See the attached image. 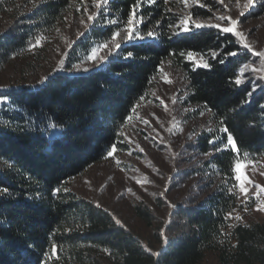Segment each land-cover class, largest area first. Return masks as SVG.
<instances>
[{"label": "trees", "instance_id": "1", "mask_svg": "<svg viewBox=\"0 0 264 264\" xmlns=\"http://www.w3.org/2000/svg\"><path fill=\"white\" fill-rule=\"evenodd\" d=\"M203 1L206 7L190 8L193 16L223 8ZM260 6L264 10V0ZM174 8L184 9L183 2L106 0L97 8L93 0H0V80L15 83L0 90L8 99L0 110V264H199L208 253L218 264H264V219L248 217L254 199H240L235 172L237 160L264 158V79L246 69L243 82H234L257 58L233 33L191 24L183 32ZM133 11L141 34L155 36L121 41L88 72H57L39 81L67 24L87 19L67 54L69 70L123 30ZM164 61L184 75L186 104L209 113L213 125L185 144L202 159L178 170L168 192L189 177L206 181L176 203L157 230L165 245L153 255L116 215L69 183L113 147L127 148L121 130ZM229 134L237 151L225 147ZM136 214L147 222L158 217L149 205L137 206Z\"/></svg>", "mask_w": 264, "mask_h": 264}, {"label": "rangeland", "instance_id": "2", "mask_svg": "<svg viewBox=\"0 0 264 264\" xmlns=\"http://www.w3.org/2000/svg\"><path fill=\"white\" fill-rule=\"evenodd\" d=\"M215 1L220 3L219 0ZM244 2L245 0H239L238 5L236 0H224L223 4L220 3L223 8L214 10L207 18H197L190 12L194 5H205L203 0H200V4L189 0L187 6L183 3L184 9L174 8V11L178 12L179 17L191 14L193 19L200 22L220 23L222 26H228V21H218L217 17L221 15L237 19L236 31L243 33V46L244 43L249 44L254 50L250 52L257 58L255 62L248 63L251 66L248 69L251 75L262 77L264 71L253 72L252 69L262 67L261 57L254 52L264 51V10L260 6L261 0H254V5L249 9L243 8ZM241 11L243 15H240ZM89 15L87 12V16ZM86 20L81 18L66 25L64 42L57 56L44 66L39 81L57 72L83 73L103 64L89 60L90 53L71 69L65 68L67 54L73 41L84 30ZM120 32L121 37H117L119 42L123 41V30ZM107 52L108 50L104 49L100 55H107ZM192 58L196 63L204 64L201 56L193 54ZM13 84L15 83L8 79H1L0 90L9 89L15 86ZM186 91L187 81L184 75L164 61L153 86L136 105L131 119L126 121L121 130L127 148L112 152L111 156L91 165L69 183V187L79 195L100 204L116 215L153 253H159L165 245L158 238L157 232L161 225L163 229L168 222L176 203L187 194L196 195L200 185L206 181L196 176L189 177L171 192L167 189L169 181L178 170L202 159L201 155L195 157L185 144L195 142L203 130H208L213 125L209 113L198 111L195 105L186 104ZM7 102V98L0 96V110ZM240 163V199L246 201L253 198L248 217L263 220L264 210L258 211L257 208L264 209V191L257 186L264 185V158ZM241 187L246 188L247 192L242 193ZM159 198L163 199L165 204H160ZM145 205L153 209L157 219L147 222L136 214V207ZM199 264H218V261L213 253H208Z\"/></svg>", "mask_w": 264, "mask_h": 264}, {"label": "snow or ice", "instance_id": "3", "mask_svg": "<svg viewBox=\"0 0 264 264\" xmlns=\"http://www.w3.org/2000/svg\"><path fill=\"white\" fill-rule=\"evenodd\" d=\"M94 2V6L97 8L102 7V4L104 2H106V0H93ZM139 2V0H138ZM182 2L184 3L185 6L188 5L189 0H182ZM220 3H224V0H219ZM237 4L239 5V0H236ZM192 3L194 4H200V0H192ZM254 5V0H245L244 4H243V8L244 9H249ZM201 7H204V4H200ZM227 7V5H225ZM135 5L133 6V9H135ZM240 15H243V11L240 12ZM95 14H90L88 16V20H93L94 19ZM218 21H223V20H227L228 21V26H222L220 23H212V22H200L198 20L193 19V17L191 16V14L182 17L180 20V26H181V30L185 33L191 31V28L189 27V25L191 24L192 26H194L195 28H204V27H215L218 30H220L223 33H233L234 35L238 36L241 38V40H244V36L242 32L236 31V25L238 24V20L237 19H232L231 16H219L217 17ZM140 23H142L143 21H139ZM81 23H84V21H81ZM136 19L134 16V11L132 14H130L127 18V22L126 25L123 29V36L122 39L124 41H131L133 39H140L143 40L145 39V35H142L141 32L139 31V29L136 27ZM147 37H153L155 36V33L153 31H148L146 33ZM117 37H121V32H114L112 33L111 39L110 41L99 45L96 48H93L91 50V54L89 55L88 59L92 60V61H96V62H104L105 60H107V56L112 54V49H119L121 47V43L118 41ZM37 44H39V41H37ZM244 47L246 49H248L249 51H254L251 46L247 43H244ZM107 49V55H100L101 51ZM237 53L235 52H230L228 53V55L231 56H235ZM255 55L261 57V69H252L253 72H257V71H264V51H260V52H254ZM127 55L129 57H131L133 55V53L129 52L127 53ZM188 56L191 57L192 53L189 52ZM203 67H209V65L207 63H204L202 65ZM251 66L248 64H245L243 67H241L239 69V75L235 78V84L236 85H240L243 81L241 79V76H243V73L245 72L246 69L250 68ZM261 79H264V76L261 77ZM250 95V93H249ZM166 107V106H165ZM202 115V113H201ZM127 119H131V117H128ZM222 131L227 132V128H223ZM210 143L212 141H209ZM228 145L231 146L233 151H237L236 148V144L234 143V138L229 134L227 136V144L225 145V147H227ZM220 148H217V151H220ZM115 151V148L113 147L112 152ZM112 152H109V155H112ZM240 167H241V163L239 160H237L236 164H235V172H236V180L239 181L240 180ZM138 183H140L139 181H137ZM261 189V191H264V185H260L257 186ZM58 191V190H57ZM240 191L242 193H246L247 189L244 187L240 188ZM258 195V194H257ZM97 206L99 207V204H97ZM258 211L260 210H264V209H260L257 208ZM115 219V217H114ZM236 219H242V217L237 216ZM116 223L117 224H121V221L119 219H116ZM149 251H151L149 249ZM57 254V246L53 245L52 247V255H56ZM153 255H158V253H153Z\"/></svg>", "mask_w": 264, "mask_h": 264}]
</instances>
